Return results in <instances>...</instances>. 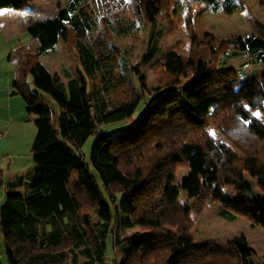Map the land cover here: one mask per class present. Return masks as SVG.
I'll return each instance as SVG.
<instances>
[{"label":"trees","instance_id":"trees-1","mask_svg":"<svg viewBox=\"0 0 264 264\" xmlns=\"http://www.w3.org/2000/svg\"><path fill=\"white\" fill-rule=\"evenodd\" d=\"M256 1L264 9V0ZM29 3L0 0V8ZM243 3L66 0L53 19L26 23L36 51L19 57L10 94L21 96L27 113L36 116L34 164L10 180L0 169V189H7L0 232L8 264H104L108 234L113 248L125 250L122 261L113 257L108 264H252L254 250L243 235L228 238L225 247L194 244V221L173 186L178 168L196 165L202 178L181 180L194 197L190 212L199 216L215 201L226 221L243 217L264 229V33L216 39L205 32L199 40L191 26L202 4L232 14ZM161 14L172 30L174 19L184 18L194 48L190 56L180 42L166 48L152 67L156 84L149 88L115 38L154 28ZM60 39L78 66L76 77L64 71L65 81L39 60ZM201 47L209 50L207 62L200 60ZM229 53H245L262 72L235 90L234 72L225 67ZM143 98L144 108L132 119ZM125 118L128 125L101 130ZM99 130L86 163L78 150ZM227 183L232 192L223 190ZM118 228L138 230L119 241ZM79 255L85 261L79 263Z\"/></svg>","mask_w":264,"mask_h":264},{"label":"rangeland","instance_id":"rangeland-1","mask_svg":"<svg viewBox=\"0 0 264 264\" xmlns=\"http://www.w3.org/2000/svg\"><path fill=\"white\" fill-rule=\"evenodd\" d=\"M66 0H30L27 6L17 8H0V81L5 82V78L9 70L13 74L21 55L27 53H35L37 40L32 38L27 31L26 23L30 20L44 21L53 19L56 15L58 4H64ZM174 23L176 29L172 30L164 15L156 16V25L154 28H147L141 31L136 37H117L115 38L117 45L127 51L128 64L136 68L139 76H141L146 86L149 88L156 84L152 67L156 60L161 57V53L168 47L174 46L180 42V50L186 56H190L194 48V37L189 31V27L184 18H175ZM191 26L195 32V38L204 39V33L210 32L216 39H224L228 37L244 38L251 35H262L264 33V9L256 0H244L243 5L232 14L224 12L213 13L208 5H200L191 16ZM199 57L203 62L209 60V50L207 47L199 49ZM226 68L233 70L230 80L236 81L237 85L234 89H238L240 85L251 75H257L262 72V65H252L249 63L248 55L245 53L227 54ZM40 62L46 69L54 75H58L62 81H65L64 71L70 76L78 75V66L75 62L73 54L69 52L63 41L57 42L56 50L39 57ZM93 98L96 100V93L100 89L99 78L96 76L92 81ZM43 94L42 92H40ZM145 99H141L138 106L131 114V118L135 119L139 112L145 106ZM259 112H256V114ZM258 117L261 116L256 115ZM264 122V121H263ZM130 120L125 118L120 121L103 124L101 130L105 133H111L118 128L128 125ZM33 135L30 138H23L22 142L13 145L9 151L20 153L18 158H11L9 154L5 155V161L2 162L3 168L10 162V171L6 172L5 179L13 178L20 173L21 166L29 167L34 164L30 155L32 139L35 136L36 128L33 127ZM99 131L89 135L85 142L80 146L78 152L83 156L86 163L89 160V153L92 145L99 136ZM209 133L225 141L219 133L213 129H209ZM25 136V132H24ZM14 136H12L13 138ZM193 162V161H192ZM196 162V161H195ZM91 173L97 181L100 189H102L98 174L94 169L89 167ZM22 172V171H21ZM196 174L198 179L202 178V174L197 171V166L192 165L184 168H178L175 172L173 186L176 189L179 200L182 202L194 221L193 240L194 244L205 242H213L222 247L226 246L227 239L235 236L243 235L254 252L249 261L252 264H264V229L260 227H252L250 223L243 217H238L235 221H226L219 216L221 206L218 202L209 201L205 210L201 215H195L190 212V205L194 197L190 195V190L181 186V180L184 177H190ZM6 185L0 189V204L4 200ZM224 191L232 192L229 183L223 188ZM256 191H260L256 188ZM261 197L264 198V192L260 191ZM138 228L132 229H116L119 241L125 240ZM123 248H113L112 237L110 234L105 239V263L115 257L119 261L124 259ZM79 263L85 261L84 257L78 256ZM0 263L8 264L7 257L3 247V236L0 232Z\"/></svg>","mask_w":264,"mask_h":264},{"label":"crops","instance_id":"crops-1","mask_svg":"<svg viewBox=\"0 0 264 264\" xmlns=\"http://www.w3.org/2000/svg\"><path fill=\"white\" fill-rule=\"evenodd\" d=\"M16 72L17 65L13 74H11V70L8 71L5 82L0 81V169L4 172V178L6 172L10 171L11 162L9 160L6 169L3 168L2 162L5 161V155L9 154L11 158L19 157L18 155L20 153L16 151L12 153L9 151V148L13 143L17 146V144L22 142L24 137L28 139L33 135L32 129L35 125L34 120L36 118L34 114L27 113L25 101L21 96L10 94ZM12 136L14 137L12 138ZM27 168L28 167L21 166L20 173ZM5 180H10V177ZM17 193H19V191H17Z\"/></svg>","mask_w":264,"mask_h":264},{"label":"snow or ice","instance_id":"snow-or-ice-1","mask_svg":"<svg viewBox=\"0 0 264 264\" xmlns=\"http://www.w3.org/2000/svg\"><path fill=\"white\" fill-rule=\"evenodd\" d=\"M256 115H259V113H257Z\"/></svg>","mask_w":264,"mask_h":264}]
</instances>
